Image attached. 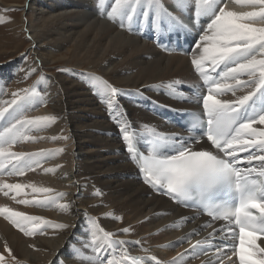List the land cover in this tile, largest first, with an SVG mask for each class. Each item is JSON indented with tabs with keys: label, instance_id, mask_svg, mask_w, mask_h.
<instances>
[{
	"label": "bare ground",
	"instance_id": "obj_1",
	"mask_svg": "<svg viewBox=\"0 0 264 264\" xmlns=\"http://www.w3.org/2000/svg\"><path fill=\"white\" fill-rule=\"evenodd\" d=\"M0 2L19 7L27 15L21 28L28 35L27 49L34 57V62L15 60L0 65L3 68L19 63L18 73V65L0 69L4 91H8L7 97H12L13 92L29 87L28 74H38L33 79L37 84V100L31 101L25 111L56 117L49 124L47 137L21 141L10 148L12 152L25 153L43 150L45 155L37 158L39 166L33 164V170L25 171L24 175H8L0 170L2 183L34 184L52 192L33 194L30 187H24L16 200L11 198L14 193L4 200L0 192V207H15L52 224L67 225L62 229L41 225L34 235L25 236L0 215V253H4L7 244L21 264H74L75 257H67L62 246L68 243V251L75 254L76 249L90 244L89 218H96L106 231L116 234L114 239L126 241L129 235L134 238L126 249L130 256L143 258L139 264H157V261L173 264L174 259L175 264H216L219 255L216 248L233 244L228 233L220 231L225 224L213 223L196 211L184 210L170 198L152 191L144 183L120 131V126L128 125V131L135 132L134 137L144 151L156 136H176L189 141L194 150L209 147L202 140L193 142L169 121V114L203 110L202 100L193 93L206 91L191 61L199 55L196 44L209 18L197 21L194 15L190 18L185 12L184 17L189 20L185 27L159 29L141 14L140 22L133 21L130 31L127 20L122 28L119 19L107 18L114 0H104L103 5L100 0H36L35 8L31 7V0ZM230 4L228 10L237 13L255 8L227 0L226 6ZM17 24L18 21L10 23L14 31L19 30ZM253 26L264 27V21L257 20ZM183 39L190 43L187 54L163 51L164 46L172 49L175 42ZM20 44L21 41L13 43L11 48L18 50ZM257 58L264 57L257 55ZM62 66L64 70L52 73ZM89 77L102 78L119 89L114 114L109 111L107 101L94 93ZM249 90L238 89L235 96L226 92L219 98L234 100ZM3 96L0 94V98ZM5 123L0 121V126ZM254 127L260 129L264 125ZM44 130L45 127L38 131ZM164 143L170 145L172 141ZM245 154L240 153L241 157ZM252 165L259 167V162L253 161ZM45 196L54 202L43 206L16 202ZM61 204L70 206L61 210ZM114 214L124 218L130 229L128 233L121 231L126 227ZM140 227L146 236L138 245ZM197 241L202 243L193 249ZM257 244L264 248V240H257ZM226 250L231 255V250ZM113 252L116 257L120 255V251ZM138 252L145 254L136 255ZM4 255L7 258V253Z\"/></svg>",
	"mask_w": 264,
	"mask_h": 264
},
{
	"label": "snow or ice",
	"instance_id": "obj_2",
	"mask_svg": "<svg viewBox=\"0 0 264 264\" xmlns=\"http://www.w3.org/2000/svg\"><path fill=\"white\" fill-rule=\"evenodd\" d=\"M236 2L259 6V11L237 13L227 10V0H170L171 9L163 0H114L107 18L119 19L122 28L127 20L130 31L133 21L140 22L141 14L159 29L185 27V12L190 18L194 15L197 21L202 17L209 18L204 34L196 44L199 55L191 61L207 89L197 97L202 100L203 113L194 116L190 126L198 135L206 137L210 147L194 150L189 141L176 136H156L148 146L147 154H143L144 150L137 152L135 132L130 133L128 125L120 126V131L127 151L139 165L144 183L175 201L185 202L187 206H191L188 201L202 206L213 221L227 222L220 231H226L239 243L217 247L216 264H237V260L238 264H264V248L257 244V240H264V179H261L264 178V128L254 127L264 125V58H257V55L264 57V27L253 26L257 20L264 21V0ZM103 3L104 0H100V4ZM243 76L248 79H241ZM228 81H234V84ZM89 83L94 93L107 101L109 111L114 114L119 89L99 77H89ZM244 88L250 90L234 100L219 98L226 92L235 96L238 89ZM22 91L24 95L13 92V98L5 102V107H0V121L7 122L0 131V170L8 175H24L25 171L33 170V164L39 166L37 158L45 155L43 150L25 153L12 152L10 148L18 142L34 139L27 133L40 130L56 119L51 115L22 118L26 106L36 94L35 89ZM152 132L155 134V129ZM168 140L172 141L170 145L163 143ZM240 153L248 154L241 157ZM253 161H258L259 167L253 166ZM24 187H30L33 194L52 192L50 188L34 184L0 182V192L5 196L14 193L11 195L14 200ZM16 202L43 206L54 201L45 196ZM69 206L59 205L61 210ZM0 215L25 236L34 235L41 225L67 227L6 206L0 207ZM89 226L90 244L76 249V258L88 259V264H96V261L98 264H139L143 259L130 256L126 248H121L128 242L114 239L116 234L106 231L96 218H89ZM207 226L211 227V224ZM121 231L126 234L130 229L126 227ZM201 243L197 241L193 249ZM229 248L231 255L226 250ZM113 250L122 251V256L117 258ZM4 253H0V264H21L7 244ZM88 253L95 254L96 261ZM151 260L155 261L156 257Z\"/></svg>",
	"mask_w": 264,
	"mask_h": 264
},
{
	"label": "rangeland",
	"instance_id": "obj_3",
	"mask_svg": "<svg viewBox=\"0 0 264 264\" xmlns=\"http://www.w3.org/2000/svg\"><path fill=\"white\" fill-rule=\"evenodd\" d=\"M163 3L168 8H170V9L172 8V6H171L172 4L170 3V0H163ZM30 4H31V7L32 8H35L36 7V0H31ZM7 5L8 4H6V3L4 4V3L0 2V17H3V22H0V43H1V45H0V65L3 64V63H6L8 61H15V60H21V61H24L26 63L27 62H34V57L30 53V49H27V48H29L28 46H29V43H30L29 40H28V35L21 28L22 27V24H23L22 21H24V18H26L25 16H27V15H25L24 13H22L21 12V9L19 7L17 8V7H14V6L11 7L10 5H8V6ZM231 7H232V4H230V6H226V9L228 10ZM253 9H254V11H259V6L255 7V8H252V9L249 8L248 9V12L253 11ZM186 14L189 15L188 12H186ZM30 19H33L32 16H30ZM201 19H204V18H201ZM15 21H18L19 22V24H17L19 26V30H17V31H14L13 30L14 27H11V25H10V23L15 22ZM187 21H189L188 20V17H184L183 18V22L186 24ZM207 22H208V20H207ZM6 26H8V27H6ZM7 29H9V30H7ZM20 41L22 42V44H20V47L18 48V50H13L11 48L13 46V43L15 44V43L20 42ZM18 64L19 63H17V64L14 63L12 65H9V66H6V67L0 68V69L1 70H5V69H7L10 66H17ZM16 68H17L16 73H18L19 72V65ZM64 68L65 67H63V66L62 67H57L52 73L60 72V71L64 70ZM40 73L41 72H39V74ZM37 75L38 74H28L26 76L27 78L29 77L31 79V81L29 83L30 85H29V87L27 89L29 91H31L32 89H35V93H36V85L37 84L36 83H33V81H34L33 79H35ZM3 83H4V81L0 79V94H3L4 95L2 98H0V107H5L6 106V103L5 102L10 101L13 98V97H7L8 91L7 92L4 91L5 88L3 86ZM19 93H20V95H24V92L23 91H21ZM36 100H37V94H35V96L33 97L32 101H36ZM2 103H4L3 106H2ZM37 116H38V114H33V113L28 112V111H24L22 113V118H31V117H37ZM18 118H21V117H18ZM4 126H7V122L3 126H0V131H3V127ZM48 129H49V125H47L45 127V130L44 131H41V132H39L38 130H32V131L29 132V136L33 137L34 139L39 138V137H47L46 136V133H47ZM11 148L12 149L14 148L13 145L11 146ZM13 152H16V150H14ZM47 177H49V176H47ZM61 180H63V179H61ZM3 198H4V200H7V199L10 198V196H5L4 195ZM11 209H13L15 211H18L15 207H11ZM114 217L118 221H120V224H123L124 227L127 226L124 218L121 217V214H119V215L114 214ZM169 218H173V216H169ZM174 219H176V218H174ZM143 225L145 226L146 223L144 222ZM142 228L140 227V228L137 229V232L138 233H141V237L138 238V239H136V240H138V245L145 239V236H146L142 232ZM133 239L134 238L131 237V235H129L126 238V241L128 243L125 244V245H123V246H121V248H126L127 245ZM72 245H74V244H72ZM68 246H69L68 243H64L63 246H62V250H66L67 257H69V258L75 257L74 264H88V259H84L82 261L81 259L76 258V256H75L74 253L69 252L68 251ZM180 253H182V252H180ZM143 254H145V253L144 252H138V253H136V255H139V256H142ZM88 255H89V257L93 261H96L95 254L88 253ZM120 256H122V251H120V255L117 256V257L119 258ZM96 264H98V261H96Z\"/></svg>",
	"mask_w": 264,
	"mask_h": 264
}]
</instances>
